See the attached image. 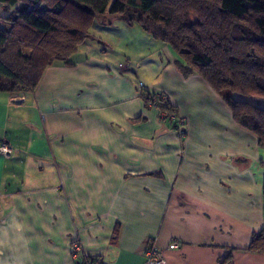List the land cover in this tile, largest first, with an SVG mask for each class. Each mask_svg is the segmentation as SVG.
Returning <instances> with one entry per match:
<instances>
[{
  "label": "crops",
  "instance_id": "0c3cea01",
  "mask_svg": "<svg viewBox=\"0 0 264 264\" xmlns=\"http://www.w3.org/2000/svg\"><path fill=\"white\" fill-rule=\"evenodd\" d=\"M99 25L71 67L47 68L27 95L0 93V141L12 149L0 153V264H77L74 246L101 264H146L150 247L168 264H264L245 251L264 227L256 136L200 76L182 77L164 44L136 25ZM128 42L158 52L134 47L131 57ZM139 83L176 120L148 108Z\"/></svg>",
  "mask_w": 264,
  "mask_h": 264
},
{
  "label": "trees",
  "instance_id": "16d2710c",
  "mask_svg": "<svg viewBox=\"0 0 264 264\" xmlns=\"http://www.w3.org/2000/svg\"><path fill=\"white\" fill-rule=\"evenodd\" d=\"M207 1L210 6L188 0L179 9L168 0H0L7 14L0 15V93L34 92L47 68L57 62L71 67L68 59L93 39L89 29L96 19L107 26L121 21L168 46L178 73L200 76L264 154V0ZM153 98L161 114L176 117L165 96L147 93L144 100ZM262 202L264 219V179ZM245 251L264 254V227Z\"/></svg>",
  "mask_w": 264,
  "mask_h": 264
},
{
  "label": "rangeland",
  "instance_id": "374dc122",
  "mask_svg": "<svg viewBox=\"0 0 264 264\" xmlns=\"http://www.w3.org/2000/svg\"><path fill=\"white\" fill-rule=\"evenodd\" d=\"M169 2H174L175 3V6L176 7H178L179 9L182 7V6H184L185 5V3L188 1V0H175V1H173V0H168ZM205 2H206V4L208 5V6H210L209 4H208V1L207 0H204ZM182 2V3H181ZM110 5H111V3H110ZM110 5H109V7H110ZM108 7V8H109ZM0 14H2V16L3 15H5V16H7V14L5 13V12H3V10L0 8ZM177 17H178V15H177ZM107 18L108 17H105V19H102V20H104V21H106L107 20ZM179 18V17H178ZM112 21H115V20H112ZM94 26L93 27H90V29H89V33H90V35L92 34V36L94 37V36H97V32H98V28H100V25L99 24H101V25H105L106 23H102L101 22V20H100V18H98V19H96L95 21H94ZM135 28H136V30H138L137 32H142L141 30L142 29H140V27L138 26V25H136L135 26ZM142 34H144V36H147V35H145V33H142ZM101 35V33L99 32L98 33V39H99V36ZM128 38V37H127ZM133 38H135V39H139V35H136V34H134V37ZM147 38H149V40H152V39H150V37H147ZM189 39V38H188ZM91 40H93V39H88V41H91ZM133 40V39H132ZM191 40V39H190ZM157 45H158V47H160V46H162V43L161 42H159V41H157V43H156ZM110 46H111V48L113 49V51L114 52H116V53H120V54H123V51H122V48H121V44H116V43H113V42H110ZM134 47H136V48H138L136 45H135V43L133 44V47H131V43L130 42H128V45L127 44H125V50H126V52L132 57V56H135L137 53L135 52V50H134ZM166 48H168L169 50H170V52H172L171 51V49L168 47V46H165ZM139 49V48H138ZM141 52H145L146 50L147 51H151V52H153V57H155V53H157L158 52V49L157 48H155L154 47V45H147V44H142L141 45V49H139ZM127 54V55H128ZM163 55H164V53H163ZM150 59H151V57H150ZM139 60H141V59H139ZM133 63H134V68H138V66H136L135 64L137 63V60L135 59V58H133ZM133 63H132V67H133ZM122 64H124L125 65V60H124V58H123V55H119V57L117 58V63H116V66H118L119 67V69H123V65ZM140 84V83H139ZM138 86V85H137ZM136 89L138 90V88L136 87ZM139 94L143 97V98H145V96L147 95V92L145 91V89H140L139 90ZM22 99H23V97H19L17 100H19V101H22ZM144 102H145V104H146V106L148 107V108H157V104H159L157 101H156V98H153V99H150V100H148V101H145L144 100ZM152 102H157L154 106H152ZM158 109V108H157ZM164 112V119H166V117H168V119L171 121H173L174 119H173V117H172V114L170 113V112H167V111H163ZM166 114V115H165ZM178 129L176 128V131H177ZM260 151V155H261V159H260V162H258V166H262V162L264 161V154H263V151L262 150H259ZM228 162L230 163V164H232V165H239V164H243V165H246V166H249L252 162H251V160L249 159V158H229L228 159Z\"/></svg>",
  "mask_w": 264,
  "mask_h": 264
},
{
  "label": "built area",
  "instance_id": "2783aa9c",
  "mask_svg": "<svg viewBox=\"0 0 264 264\" xmlns=\"http://www.w3.org/2000/svg\"><path fill=\"white\" fill-rule=\"evenodd\" d=\"M138 90L140 89H144L143 84H138L137 86ZM157 97V96H155ZM157 102H152V106H154ZM177 131H176V136L179 139H183L186 136V127L184 125V123L180 122L178 123V127H177ZM0 153L5 156V157H9L12 154V149L9 148V146L3 142L0 141ZM169 250H178L179 249V245L176 242L171 243L168 246ZM145 257H146V264H168L167 261L164 259L163 255L161 254L160 251L150 248L146 251L145 253ZM72 258L78 263V264H94V263H90L87 262L88 259L83 258L80 254V249L78 246H74V249L72 251ZM82 258V260H81Z\"/></svg>",
  "mask_w": 264,
  "mask_h": 264
}]
</instances>
